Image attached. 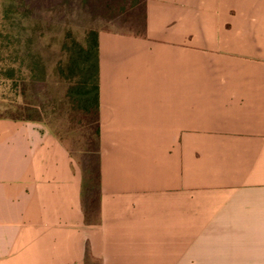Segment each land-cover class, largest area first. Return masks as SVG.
Listing matches in <instances>:
<instances>
[{
	"label": "crops",
	"instance_id": "0c3cea01",
	"mask_svg": "<svg viewBox=\"0 0 264 264\" xmlns=\"http://www.w3.org/2000/svg\"><path fill=\"white\" fill-rule=\"evenodd\" d=\"M144 33L99 34V224L54 131L0 118V264H264V0H146Z\"/></svg>",
	"mask_w": 264,
	"mask_h": 264
},
{
	"label": "rangeland",
	"instance_id": "374dc122",
	"mask_svg": "<svg viewBox=\"0 0 264 264\" xmlns=\"http://www.w3.org/2000/svg\"><path fill=\"white\" fill-rule=\"evenodd\" d=\"M122 1L118 7L128 5ZM111 2L113 0H0L1 116L17 118L19 107L26 105L33 118L57 133L61 123L59 112L64 113L68 108L65 93L71 84L58 73V66L66 64L63 46L68 34L83 43L86 33L92 29L129 33L140 30L123 21L124 13H118L117 18L112 16ZM60 136L74 147L79 135L60 130Z\"/></svg>",
	"mask_w": 264,
	"mask_h": 264
},
{
	"label": "trees",
	"instance_id": "16d2710c",
	"mask_svg": "<svg viewBox=\"0 0 264 264\" xmlns=\"http://www.w3.org/2000/svg\"><path fill=\"white\" fill-rule=\"evenodd\" d=\"M121 0H113V15L124 13L130 25L140 27L138 33L118 31L122 35L145 36L146 0H123L128 2L124 7L117 6ZM141 14V17H140ZM132 25V26H133ZM98 30H89L80 43L68 34L64 43L66 53L65 66H58L59 75L71 82L66 90L65 98L68 108L59 112L61 122L57 129V137L66 147L72 158L80 166L83 174L82 205L86 224H99L101 221V160H100V65H99ZM44 78V77H43ZM40 102V100H37ZM20 113L13 120L34 121L28 106L19 107ZM0 118H4L0 115ZM60 130L74 132L77 139L74 147L69 146L60 136ZM93 260V258L89 257Z\"/></svg>",
	"mask_w": 264,
	"mask_h": 264
}]
</instances>
